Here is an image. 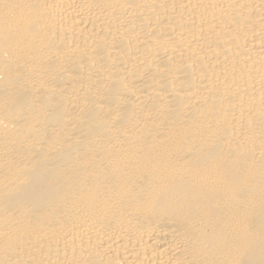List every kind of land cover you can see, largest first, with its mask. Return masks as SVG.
Listing matches in <instances>:
<instances>
[{
  "label": "bare ground",
  "instance_id": "obj_1",
  "mask_svg": "<svg viewBox=\"0 0 264 264\" xmlns=\"http://www.w3.org/2000/svg\"><path fill=\"white\" fill-rule=\"evenodd\" d=\"M0 264H264V0H0Z\"/></svg>",
  "mask_w": 264,
  "mask_h": 264
}]
</instances>
